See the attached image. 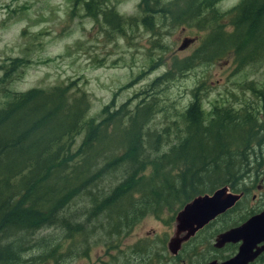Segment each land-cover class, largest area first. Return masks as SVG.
<instances>
[{
	"label": "trees",
	"instance_id": "16d2710c",
	"mask_svg": "<svg viewBox=\"0 0 264 264\" xmlns=\"http://www.w3.org/2000/svg\"><path fill=\"white\" fill-rule=\"evenodd\" d=\"M219 1L172 0L158 7L140 0L142 15L134 20L118 16L111 0H73L98 26L120 35L129 21L151 32L154 14L172 28L194 22L204 33L191 54L172 56L143 90L116 107L113 101L103 106L98 119L85 118L89 98L74 83L16 92L10 85L27 60L0 64V264L55 262L57 246L35 238L41 230L64 231L66 240L100 231L111 244L140 218L166 210L173 217L196 196L221 187L242 193L222 218L249 195L247 184L264 177V84L249 82L243 91L251 102L239 108L212 104L207 112L203 84L180 108L161 96L194 67L227 57L235 70L264 63V0H239L218 15Z\"/></svg>",
	"mask_w": 264,
	"mask_h": 264
},
{
	"label": "rangeland",
	"instance_id": "374dc122",
	"mask_svg": "<svg viewBox=\"0 0 264 264\" xmlns=\"http://www.w3.org/2000/svg\"><path fill=\"white\" fill-rule=\"evenodd\" d=\"M155 1L162 7L172 0ZM238 1L220 0L213 12L226 13ZM139 3L140 0L110 2L118 16L134 20L142 15ZM134 23L121 25L120 35L98 26L73 0H0V64L7 58L27 60V66L10 85L16 92L74 83L89 98L85 118L98 119L103 106L113 101L116 107L139 93L164 71L163 64L172 56L181 59L191 54L204 37L202 31L195 29L194 22L188 28H172L158 14L152 17L151 32H145L138 23L132 27ZM223 23L227 24L228 18ZM184 39L190 42L181 46ZM235 69L228 57L226 62L194 67L171 81L161 96L176 101L180 108L191 100L190 91L203 84L200 98L205 112L212 104L227 103L239 108L251 102V95L243 91L249 82L255 86L264 84V63ZM262 162L264 165V157ZM247 186L249 195L233 212L213 222L198 240H204L212 231L228 228L248 211L256 213L264 209V177ZM171 216L166 210L160 217L140 218L127 234L111 244L103 243L100 231L66 240L64 231L47 229L38 232L35 238L51 239V244L57 246L53 254L55 262L49 260L48 264H203L214 256L225 258L229 249L215 254L209 249L200 250L211 247L196 244L197 239L188 246L191 249L186 247L175 257L170 256L166 243L173 232L174 216ZM40 251L36 249L28 256Z\"/></svg>",
	"mask_w": 264,
	"mask_h": 264
},
{
	"label": "water",
	"instance_id": "95a60500",
	"mask_svg": "<svg viewBox=\"0 0 264 264\" xmlns=\"http://www.w3.org/2000/svg\"><path fill=\"white\" fill-rule=\"evenodd\" d=\"M240 198L241 193H232L227 187H221L209 194L196 196L185 203L174 215L173 235L167 243L168 253L171 256L176 255L182 242L193 237L205 225L231 209ZM227 243H237V253L225 261H210L206 264L250 263L264 250V210L218 234L214 247L220 248Z\"/></svg>",
	"mask_w": 264,
	"mask_h": 264
},
{
	"label": "flooded vegetation",
	"instance_id": "af4514ba",
	"mask_svg": "<svg viewBox=\"0 0 264 264\" xmlns=\"http://www.w3.org/2000/svg\"><path fill=\"white\" fill-rule=\"evenodd\" d=\"M188 42H190V40H188V39H184L183 40V43L182 44H187ZM242 198H244V195L241 193V198L240 199H242ZM262 210H264V209H262ZM262 210H260V211H262ZM260 211H258V212H260ZM258 212H256V213H254V214H257ZM225 214V213H224ZM224 214H222V215H220V216H218V217H216L213 221H211L210 223H208L207 225H205L202 229H200L199 231H197L195 234H194V236L193 237H191L190 239H188L187 241H185V242H182L181 244H180V247H179V249H178V251H177V253H176V255L183 249V248H186V247H188L191 243H192V241L194 242V240H196L197 239V243L196 244H198V245H200V246H204V245H208L210 242H212V243H210L208 246H210L211 248H200V250H212L213 251V254H215L216 252H220V251H225V250H228V252H227V255L225 256V258L224 259H219V258H217L216 256H214L213 258H211L209 261H206V262H203V264H206L207 262H210V261H216V262H222V261H225V260H227V259H229V258H231V257H233L236 253H237V247H238V244L237 243H234V244H231V243H227V244H224L222 247H220V248H215L214 247V242H215V238H216V236L218 235V234H220V233H222V232H224V231H226V230H228V229H230V228H228V229H224V230H219V232H216V231H212L209 235H208V237L207 238H205L204 240H198V236H200V234L201 233H203L208 227H210V225L213 223V222H215V221H218V220H220V217L221 216H223ZM253 214V215H254ZM174 219V218H173ZM232 228V227H231ZM172 235H173V232H172ZM172 235L168 238V241H169V239L172 237ZM168 241H167V243H168ZM167 243H166V250H167ZM192 244H194V243H192ZM234 247V248H230V247ZM188 248H190V247H188ZM191 249V248H190ZM189 250V249H188ZM168 252V251H167ZM170 255V254H169ZM176 255H174V256H172V257H175ZM264 255V250L263 251H261L250 263H247V264H254V263H256V262H261L260 261V257L261 256H263ZM171 256V255H170ZM261 263H264V262H261ZM181 264H184L183 262L181 263Z\"/></svg>",
	"mask_w": 264,
	"mask_h": 264
}]
</instances>
